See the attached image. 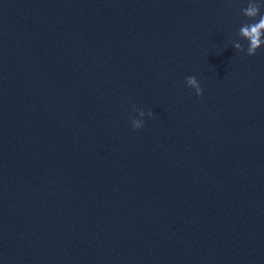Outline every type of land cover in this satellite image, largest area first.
Listing matches in <instances>:
<instances>
[{
    "label": "water",
    "instance_id": "1",
    "mask_svg": "<svg viewBox=\"0 0 264 264\" xmlns=\"http://www.w3.org/2000/svg\"><path fill=\"white\" fill-rule=\"evenodd\" d=\"M247 4L0 0V264H264Z\"/></svg>",
    "mask_w": 264,
    "mask_h": 264
},
{
    "label": "clouds",
    "instance_id": "2",
    "mask_svg": "<svg viewBox=\"0 0 264 264\" xmlns=\"http://www.w3.org/2000/svg\"><path fill=\"white\" fill-rule=\"evenodd\" d=\"M262 9H264V0H248L247 7L242 9L243 15L246 16L250 22L241 25L238 36L249 42L247 47L248 56H255L258 50L264 47V13H262ZM233 45L236 50L240 52L245 51L244 45L240 42L234 41ZM185 79L187 85L194 88L198 96L203 95V89L195 76H188ZM137 111L140 117L145 116L143 110L138 109ZM147 115L152 117L153 112L149 111ZM131 123L134 129H141L144 127V121L142 119H132Z\"/></svg>",
    "mask_w": 264,
    "mask_h": 264
}]
</instances>
